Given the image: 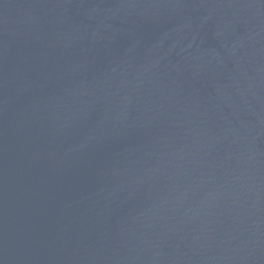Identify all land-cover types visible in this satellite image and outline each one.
Here are the masks:
<instances>
[{
    "label": "water",
    "instance_id": "95a60500",
    "mask_svg": "<svg viewBox=\"0 0 264 264\" xmlns=\"http://www.w3.org/2000/svg\"><path fill=\"white\" fill-rule=\"evenodd\" d=\"M0 264H264V0H0Z\"/></svg>",
    "mask_w": 264,
    "mask_h": 264
}]
</instances>
